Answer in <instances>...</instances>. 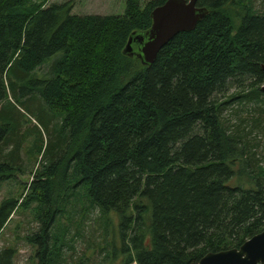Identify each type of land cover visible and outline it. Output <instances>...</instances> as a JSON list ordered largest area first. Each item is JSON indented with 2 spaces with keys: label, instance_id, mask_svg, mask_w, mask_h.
<instances>
[{
  "label": "trees",
  "instance_id": "trees-1",
  "mask_svg": "<svg viewBox=\"0 0 264 264\" xmlns=\"http://www.w3.org/2000/svg\"><path fill=\"white\" fill-rule=\"evenodd\" d=\"M48 1L0 0V187L23 173L21 119L31 118L41 166L19 207L35 205L39 230L27 242L37 264H69L78 207L81 221L99 213L122 264H199L263 232L256 139L224 113L264 116V0H198L207 15L150 67L124 51L167 0L143 10L128 0L122 16H76ZM17 206L0 204V233ZM15 255L0 250V264Z\"/></svg>",
  "mask_w": 264,
  "mask_h": 264
},
{
  "label": "rangeland",
  "instance_id": "rangeland-1",
  "mask_svg": "<svg viewBox=\"0 0 264 264\" xmlns=\"http://www.w3.org/2000/svg\"><path fill=\"white\" fill-rule=\"evenodd\" d=\"M128 0H49L47 6L52 4L62 5L70 3L72 5L71 14L76 16H122L125 12L126 2ZM153 0H140V6L143 10L146 5ZM136 68L140 67V64L136 60L132 59ZM137 64V65H136ZM263 87V86H262ZM13 103V101L11 100ZM256 109V108H255ZM253 107L247 106L246 108L239 109L236 112L231 111L230 108L224 113L228 123L231 125H238L241 120L245 121L244 128L247 132L252 131V138L256 139L252 143H256L257 147L255 151L261 166L264 168V129H259L256 124L251 121L253 118L259 120L264 125V116L260 117L259 113L254 111ZM23 113V112H22ZM20 135H25L26 140L23 141L20 151V157L22 162V174H17L14 179L4 182L0 187V204L7 198H16L18 200V206L11 214L4 229L0 233V250L13 249L16 255L13 260V264H37L35 259V253L37 247L27 242V238L38 233L39 224L34 220L32 205L30 209H23L22 203L25 197L28 195V186L33 180V174L41 166V156L37 153L30 154V149L33 142L31 136L34 126H37L35 120L24 117L21 119ZM44 136V145L47 143V139ZM251 138V139H252ZM11 150L9 148L7 152ZM233 181L232 184H235ZM83 216L82 208H77V213L72 217V225L70 230L72 235L80 233L76 239H74V251L67 254V260L69 264L74 261H78L80 258H84L86 264H122L119 258L114 259L108 254V242L109 238H105L102 233L101 218L97 211L86 214L85 219L81 221ZM114 224H117V216L112 217ZM63 224H66L64 219ZM81 222V228L77 226ZM83 222V223H82ZM107 239V240H106ZM115 246H120V241L115 240Z\"/></svg>",
  "mask_w": 264,
  "mask_h": 264
},
{
  "label": "water",
  "instance_id": "water-1",
  "mask_svg": "<svg viewBox=\"0 0 264 264\" xmlns=\"http://www.w3.org/2000/svg\"><path fill=\"white\" fill-rule=\"evenodd\" d=\"M197 1L167 0L154 9L150 15L151 27L145 32L133 33L124 54L137 57L143 66L150 67L160 50L176 35L192 32L207 15L208 10L197 7ZM262 70L264 72V65ZM199 264H264V231L246 241L239 249L205 255Z\"/></svg>",
  "mask_w": 264,
  "mask_h": 264
},
{
  "label": "flooded vegetation",
  "instance_id": "flooded-vegetation-1",
  "mask_svg": "<svg viewBox=\"0 0 264 264\" xmlns=\"http://www.w3.org/2000/svg\"><path fill=\"white\" fill-rule=\"evenodd\" d=\"M135 47V46H134Z\"/></svg>",
  "mask_w": 264,
  "mask_h": 264
}]
</instances>
